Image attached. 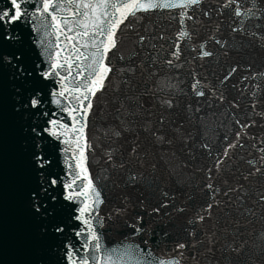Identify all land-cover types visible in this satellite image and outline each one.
Segmentation results:
<instances>
[{
	"label": "snow or ice",
	"instance_id": "6c2138e0",
	"mask_svg": "<svg viewBox=\"0 0 264 264\" xmlns=\"http://www.w3.org/2000/svg\"><path fill=\"white\" fill-rule=\"evenodd\" d=\"M177 9L179 23L185 25L179 37L187 40L194 32L187 29L185 18L193 20L195 11L200 10L211 21L214 10H204V0H6V5L0 6V264H201V257L206 264H220V260L208 259L217 252L224 264H264V226L250 230L249 238H244L240 222L233 221L236 227L231 229L232 239L223 242L216 231L203 227L221 203L216 197L222 190L211 182V168L204 190L211 193L212 202L201 204L186 221L191 226L184 229L186 239L172 238L171 211L184 213L187 209L176 207L167 192L161 193L163 199L154 206L146 199L133 203L125 196L105 212L107 198L99 178L90 171L89 153L95 152V145L87 130L97 94L107 91L112 74H118L134 94L125 93V101L117 109L121 113L118 124L105 131V136L116 141L131 136L130 157L139 156L142 134L152 136L153 143L159 145L193 139L190 134L184 135L182 125L173 127L172 136L164 130L166 119L176 114L179 103L172 77L161 73L159 54L140 58L148 47L155 48L149 43L153 38L137 34L141 51L134 47L127 57L120 49L122 26L141 22L144 15L156 11ZM224 9L241 18L233 32L249 38L254 47L258 44L264 48V31H260L264 25L257 23L252 31L246 27V21H264V0H223L220 15ZM25 28L29 30L27 36ZM53 36L55 40L49 39ZM207 40H214L222 48L227 44L214 34ZM207 40L192 48L197 52L194 59L215 55L206 50ZM89 48L92 51L87 55L81 51ZM170 56L163 59L169 69L183 66L179 44L174 45ZM112 57L122 66L113 65ZM248 69L250 74L243 79L250 82L248 107L254 115L244 123L235 119L242 131H236L234 139L227 142L223 157L230 156L229 149L245 147L246 136L252 140L257 154L247 161L249 170L242 176L252 185L264 178V146L257 147V137L247 131L264 128V71L251 72V64ZM238 71L239 64L232 66L219 78V85L227 89ZM137 76L143 82V92H135ZM193 79L190 88L197 105L193 115L199 113L198 121L206 118L200 105L211 107L210 98L241 108L206 77V83L195 76ZM187 108L191 111L192 105ZM154 109L159 111L155 121L151 119ZM61 113L71 122H66ZM259 144L264 145V137L259 138ZM202 147L211 155L210 145ZM117 151L120 149L106 152V163L110 168L123 169L126 165L117 161ZM120 154L123 156V152ZM223 163V159L215 160L217 173L223 171ZM143 179L142 173H133L127 184L135 186ZM13 191L14 229L9 241L3 222ZM230 193H238L236 200L241 207L251 201L254 207H244L242 214L256 218L259 213L264 225V185L253 193L245 184L237 183L223 191L224 196ZM230 203L231 197L225 201L226 205ZM250 223L252 220L245 221ZM114 226L120 228V239L110 242L107 236ZM223 231L228 233L229 229ZM9 245L16 254L14 260L5 259Z\"/></svg>",
	"mask_w": 264,
	"mask_h": 264
},
{
	"label": "water",
	"instance_id": "95a60500",
	"mask_svg": "<svg viewBox=\"0 0 264 264\" xmlns=\"http://www.w3.org/2000/svg\"><path fill=\"white\" fill-rule=\"evenodd\" d=\"M222 2L223 0H204V10L214 9L211 21H208L200 10L195 11L193 20L185 18L187 29L194 32L191 40L179 37V31L185 25L179 23L178 9L156 11L147 15L138 13L137 15H144L143 20L141 22L132 21L128 27L122 26V31L119 33L122 40L120 49L126 57L134 47L137 51H141L140 46L136 43L137 34H145L153 38L149 43L155 45V48L148 47L142 52L140 58L146 59L149 53L153 56L159 54L161 73L172 77L171 82L176 85L174 95L179 103L176 114L166 119L164 130L169 136H172L173 127L182 125L184 135L190 134L193 139L186 141L176 139L172 145H159L153 143L152 136L142 134L140 136L142 148L139 156L130 157L128 147L132 141L131 136L120 141H116L115 137L105 136V131L118 124V117L121 113L117 112V109L125 101V93L134 94L130 93V90L121 83V77L118 74L111 75V82L108 84L106 92L97 94L99 98L95 100V109L90 117L87 130L90 140L95 145V152L89 153L90 171L94 178H99V186L108 201V206L104 211L107 212L109 208L116 206L125 196H129L133 203L140 199H146L149 205L154 206L163 199L161 193L167 192L170 197L174 198L176 207L187 209L184 213L171 211L170 218L173 226L170 230L173 239H186L187 234L184 229L191 227L186 224V221L194 216L201 204L212 202L211 193L204 190L205 183L209 182V168L212 169L211 182L222 190L216 197L221 203L218 208L214 209L213 219L203 227L209 232L216 231L223 242L225 238L232 239L231 229L236 227L233 221L240 222L244 238H249L250 230H259L264 226L259 220V213L256 218L242 214L244 207H254L251 201L241 207L239 201L236 200L238 193H230L229 196L223 195V191L227 187L235 186L237 183L245 184L253 193L260 185H264V178L259 181V184L253 183L252 185L242 179V176L249 170L247 161L253 159L257 154L256 149L252 148L253 141L247 136L243 141L245 147L229 149L230 156L223 157L227 142L234 139L236 131H242L240 126L235 124V119L244 123L247 122L249 116L254 115L248 107L250 82L244 80L243 77L250 74L249 64L252 65L251 72L264 71V48L259 47L258 44L254 47L249 38L242 36L239 32L232 31V28L239 26L238 21L241 18L234 17L231 9H224V14L220 15L218 10ZM247 2L248 0H245V3ZM4 5H6V0H0V6ZM189 15H192L191 11H189ZM69 19H73V17H69ZM234 21L236 22L234 23ZM257 23L264 25V21H246V27L249 31L255 30ZM217 26H219V31H217ZM24 31L27 36L29 30L25 28ZM260 31H264V27ZM212 34L217 39L227 41L225 47L222 48L214 40H207ZM159 36H163L164 39H159ZM49 39L55 40V37H49ZM64 40L65 37L62 36L61 41ZM206 40V50L214 52L215 55L206 59H194L197 57V52L192 51V48L198 47ZM175 44H179L183 50V57L180 61L183 66L169 69L163 64V59L171 58L170 52L174 50ZM81 51L87 55L92 49H81ZM225 51L228 52V55L224 54ZM112 64L117 67L122 66L117 64L115 57H112ZM237 64H239V71L232 77L227 89H224L219 85V78ZM73 76H75V70ZM194 76L202 82L211 81L216 84L218 88L225 91L229 100L234 99L239 102L241 108L235 109L228 103L213 102L210 98L211 107L206 104L200 105L204 108L206 118L203 121H198L196 116L199 113L193 115L197 105L190 88L194 82ZM205 77L207 81H205ZM134 83L137 85L135 92H143L144 86L139 76L135 78ZM117 89L119 90L117 91ZM189 104L192 105L191 111L187 108ZM73 106L75 105L73 104ZM153 111L155 114L151 119L155 121L159 111L155 109ZM61 115L66 117V114L61 113ZM254 118L259 119V117ZM169 121H174L175 124ZM66 122L70 123L71 121L66 117ZM247 131L250 135L257 137V141H255L257 147L264 146L259 144V138L264 137V128L251 127ZM225 136L228 137L227 141L224 139ZM205 143L210 145L211 155L208 154L209 149L202 147ZM111 149H120L116 152V159L118 162L125 163V168L113 169L106 163V152ZM121 152H123V156H121ZM68 155L71 156V153ZM218 158L224 160L221 173H217L214 167V162ZM70 162L74 163V161ZM60 167H64V165L61 163ZM133 173H142L144 179L135 186H129L127 179ZM105 177L109 178L104 179ZM225 180L228 181L227 185L224 184ZM14 197L15 192L13 191L10 196V209L3 222L4 232L9 241L14 229V217L11 211ZM229 197H231V203L226 205L225 201H228ZM129 211L131 212V209ZM159 219L166 220L167 218H158V221ZM246 220H252V223L245 224ZM225 228L229 229L228 233L223 231ZM119 233L120 228L114 226L110 229L107 239L114 242L120 239ZM169 246H171L170 242ZM16 258L14 250L9 245L5 252V259L14 260ZM208 259L220 260V264H224V259L219 252L214 258L208 257ZM201 264H206L204 257H201Z\"/></svg>",
	"mask_w": 264,
	"mask_h": 264
}]
</instances>
